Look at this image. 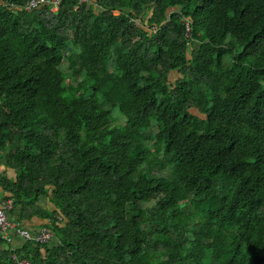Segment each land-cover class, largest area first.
<instances>
[{
	"label": "trees",
	"instance_id": "obj_1",
	"mask_svg": "<svg viewBox=\"0 0 264 264\" xmlns=\"http://www.w3.org/2000/svg\"><path fill=\"white\" fill-rule=\"evenodd\" d=\"M0 164V264H264V0L0 6Z\"/></svg>",
	"mask_w": 264,
	"mask_h": 264
},
{
	"label": "built area",
	"instance_id": "obj_2",
	"mask_svg": "<svg viewBox=\"0 0 264 264\" xmlns=\"http://www.w3.org/2000/svg\"><path fill=\"white\" fill-rule=\"evenodd\" d=\"M87 0H79L86 2ZM61 0H27L24 5L19 6L13 0H0V6H6L11 9H23L26 11H34L43 6H49L50 10L57 11ZM0 164V169H1ZM13 207V199L0 197V238L6 242H10L12 234L22 236L26 241L48 242L54 237L52 230L42 227L36 231H31L29 228L21 225L17 221H13L8 216V211ZM21 263L30 264L28 260H23Z\"/></svg>",
	"mask_w": 264,
	"mask_h": 264
},
{
	"label": "crops",
	"instance_id": "obj_3",
	"mask_svg": "<svg viewBox=\"0 0 264 264\" xmlns=\"http://www.w3.org/2000/svg\"><path fill=\"white\" fill-rule=\"evenodd\" d=\"M3 171H6L7 177H9V178H13L15 176V173H16L15 170L8 168L5 165L1 166L0 173H2ZM5 195H6V192L3 189V187L0 185V197L2 198ZM39 204L43 208H47V209H53L54 208V206L50 202V199L48 196H42L39 200ZM45 223H46V220H43L39 217H34L31 220L24 221V223H22V224L25 227L29 228L31 231H36V230L44 227ZM25 242H26V240L22 236L15 234V233L12 234V239H11L10 243L13 246V248H18L19 246H22Z\"/></svg>",
	"mask_w": 264,
	"mask_h": 264
},
{
	"label": "rangeland",
	"instance_id": "obj_4",
	"mask_svg": "<svg viewBox=\"0 0 264 264\" xmlns=\"http://www.w3.org/2000/svg\"><path fill=\"white\" fill-rule=\"evenodd\" d=\"M199 43L198 42H194L193 46L194 47H198ZM114 63H111V66L113 67ZM66 75L71 76V71L67 70V72H65ZM179 76V73L177 71H174L171 73L170 75V81H175L176 77ZM88 96L91 95V91H88ZM191 111L197 115H200L202 117H205V115L203 113H201L197 108H192ZM119 114L118 111L116 110L115 115ZM116 123L118 122V124H123L124 123V117L123 116H119L118 119L115 121Z\"/></svg>",
	"mask_w": 264,
	"mask_h": 264
}]
</instances>
